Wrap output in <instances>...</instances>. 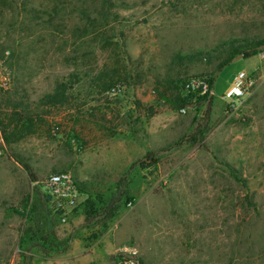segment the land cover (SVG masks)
I'll use <instances>...</instances> for the list:
<instances>
[{
    "label": "rangeland",
    "instance_id": "1",
    "mask_svg": "<svg viewBox=\"0 0 264 264\" xmlns=\"http://www.w3.org/2000/svg\"><path fill=\"white\" fill-rule=\"evenodd\" d=\"M72 1L68 28L57 31L0 16V53L13 62L0 58L11 75L4 97L66 96L44 107V134L6 145L0 129V264L58 263L75 245L82 264H117L125 244L145 264H264V46L217 68L232 48L264 39V0H87L108 22L106 44L77 37L86 18L75 10L82 0ZM197 48L202 60L174 64ZM169 69L187 79L208 73L211 104L164 105L156 87ZM240 70L253 84L231 108L224 93ZM101 72L124 78L123 88L94 89ZM61 171L77 181L73 210L44 199L40 183ZM125 189L112 218L85 224L87 200L100 208Z\"/></svg>",
    "mask_w": 264,
    "mask_h": 264
},
{
    "label": "trees",
    "instance_id": "2",
    "mask_svg": "<svg viewBox=\"0 0 264 264\" xmlns=\"http://www.w3.org/2000/svg\"><path fill=\"white\" fill-rule=\"evenodd\" d=\"M82 4L79 7H75L76 11L81 13L86 18V23L82 27L75 28L77 37L80 35L83 38V43L93 42L94 40L102 41V43H107L106 31L108 29V22L105 21V18L100 19L96 16H93L91 13V5L87 0H82ZM72 0H41V3L35 5L31 0H25L23 3V8L18 7L17 0H0V16L4 15L6 12H11L13 16L21 17L23 16V25L26 29L32 31V22L40 28L45 30H51L54 28L55 31L61 30L60 27H67L68 25L64 22V14L68 8H70ZM57 18H60L63 21L61 24L57 23ZM29 20L30 23L25 22ZM18 20V18H17ZM1 43V38H0ZM264 46V39H259L255 42L254 45L239 46L232 48L229 53L218 63L217 68L219 71L227 64L233 61L236 56L241 55L243 58H249L260 51ZM205 48H197L189 50L187 52L179 51L176 54L175 62L177 67L178 64L183 61H194L197 59L204 58L207 54ZM4 55H1L0 58H4ZM15 52L11 53V58L14 59ZM5 59V58H4ZM11 59V60H12ZM4 61V60H3ZM13 65V62L7 61ZM178 62V63H177ZM174 69V68H173ZM173 69H169L163 76H159L157 81L156 91L158 97L163 101L164 105H171L175 108H182L186 104L191 103L194 98L198 100H207L211 104L214 97L209 98L208 96H197L195 93L186 92L185 82L189 79L183 77V73L177 72L176 75L172 73ZM202 76H208L211 86H214V78H212L208 73L203 74ZM124 78L121 76H116L108 74L106 72H101L96 77L93 78L94 89L98 91L109 92L113 88L120 90L123 88ZM65 82V81H64ZM66 86L71 84L69 82L63 83ZM58 96H60L58 98ZM65 98L64 92H59L57 94L50 93L43 96L40 100V104L36 101H29L27 96L22 95L18 98L4 97V94L0 92V98H3L0 102V129L2 133L3 141L6 145H11L17 143L25 138L35 135H41L45 133L46 126L49 125V121L46 119V115L51 111L45 106L51 103L61 104L63 101H60V98ZM64 103V102H63ZM50 114V113H49ZM100 129L107 128L106 123H98ZM148 160L154 162L156 160V152L150 153L147 157ZM29 174L32 177L33 181H38V179L32 175V170L29 165L24 164ZM42 185V183H40ZM128 191L120 192L117 196H114L110 199L107 205H104L98 208L95 205V202L92 200H87L85 203V224L92 225L93 222H97L100 218L101 220H108L112 218L115 212L119 209V206L123 199L128 195ZM44 199L47 203L51 200L48 198V194L45 193ZM49 207V205H48ZM73 238L72 235L68 237V240H59V243H63L65 246L62 251L66 250L69 247V242ZM45 250V248H42Z\"/></svg>",
    "mask_w": 264,
    "mask_h": 264
},
{
    "label": "built area",
    "instance_id": "3",
    "mask_svg": "<svg viewBox=\"0 0 264 264\" xmlns=\"http://www.w3.org/2000/svg\"><path fill=\"white\" fill-rule=\"evenodd\" d=\"M264 56V51L262 53ZM253 79L245 70H240L233 76L229 88L224 97L228 100L231 108L242 101L248 94ZM11 85L10 71L0 60V88L7 89ZM121 90V89H120ZM120 90L112 89L113 92ZM186 92L195 93L197 96H215L214 86H211L208 76H195L185 82ZM184 111V109H183ZM42 184L47 188L46 194L55 204L57 210L68 211L78 206L80 191L77 181L70 172L61 171L49 174L44 178ZM117 264H145L142 260L139 248L134 244H125L115 251Z\"/></svg>",
    "mask_w": 264,
    "mask_h": 264
},
{
    "label": "crops",
    "instance_id": "4",
    "mask_svg": "<svg viewBox=\"0 0 264 264\" xmlns=\"http://www.w3.org/2000/svg\"><path fill=\"white\" fill-rule=\"evenodd\" d=\"M73 251L67 253L65 257L61 259L58 263H50V264H82L84 254L82 251H79V246H73Z\"/></svg>",
    "mask_w": 264,
    "mask_h": 264
},
{
    "label": "water",
    "instance_id": "5",
    "mask_svg": "<svg viewBox=\"0 0 264 264\" xmlns=\"http://www.w3.org/2000/svg\"><path fill=\"white\" fill-rule=\"evenodd\" d=\"M233 76H234V75L231 76L230 81H232ZM48 198L50 199V195H48Z\"/></svg>",
    "mask_w": 264,
    "mask_h": 264
}]
</instances>
